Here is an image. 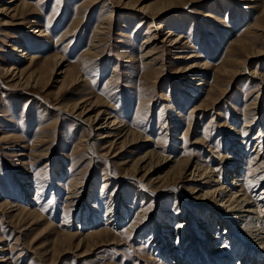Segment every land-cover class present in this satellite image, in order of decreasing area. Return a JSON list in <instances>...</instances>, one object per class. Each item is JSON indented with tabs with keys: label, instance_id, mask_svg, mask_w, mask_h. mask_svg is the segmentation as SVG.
<instances>
[{
	"label": "rangeland",
	"instance_id": "obj_1",
	"mask_svg": "<svg viewBox=\"0 0 264 264\" xmlns=\"http://www.w3.org/2000/svg\"><path fill=\"white\" fill-rule=\"evenodd\" d=\"M25 1L29 4V13L13 18L0 13V260L9 255V264H168L148 241L155 233L156 223L161 222L163 226L167 215L183 214L177 195L166 192L149 197V201L141 199L136 202L133 194L140 190L137 181H122L118 176L126 173L134 159L144 156L149 150H161L162 155L179 161L191 156L195 161L211 165L218 170V176L224 178L227 166L233 160L231 156L235 149L232 147L238 146L232 140L243 141L246 146L244 166L252 162L251 154L256 145L251 140L260 133L264 119L260 118L259 121L263 119L261 123L258 121L246 135L243 128L245 115L242 114L246 105L264 90L263 82L251 77L258 72L264 74V34L249 50V59L247 52L239 51L237 45L246 26L258 20L264 9V0L255 5L250 0H131L136 8L128 9L124 8L128 0ZM5 2L0 0V6ZM163 5L168 9L162 18L152 20L149 16L153 10ZM36 7L39 10L34 14ZM140 8H146L147 16L139 13ZM33 18L39 24L37 31L47 30L48 36L35 37ZM99 20L108 23L110 29L106 28L107 33L102 35L103 47L99 58L87 61L85 66L88 68L83 74L88 77L102 103L94 112L86 114L85 119L108 109V113L125 120L127 126L135 127L147 139V143L138 141V145L135 144L127 164L123 162L130 155L128 152H124L126 155L123 157L110 159L111 168L104 158L97 157L92 151L75 149V143L90 134L88 126L62 111L74 102H81L83 86H68L72 79V66L78 64V58L87 50ZM162 22L168 23V29L174 34L187 35L188 44L181 50L185 56L193 52L202 56L210 66L207 72L209 81L217 73L220 75V86L227 96L223 100L222 97L205 117L197 119L190 114L205 99V91L179 81L178 69L183 67V63L176 60L178 49H173L166 40L162 42L165 32L149 46L156 54L142 58L140 50L145 38L154 33ZM19 38L26 39V49L38 57L36 62L45 71L46 76L38 86L20 85L16 88L13 75L7 76L2 71L4 66L8 67L14 61L12 46ZM59 57L67 59L62 69L49 73L51 65L58 62ZM127 59L131 61L125 62ZM234 60L240 65H235ZM245 65L247 71L242 73ZM64 76L67 82L61 85ZM171 103L175 109L183 111L184 116L177 117L174 113V116L163 115ZM229 103L235 105L236 113L230 109ZM79 106L75 116L84 108V113L92 109L87 102ZM256 111L264 115V100ZM213 118L215 120L212 121ZM190 124V132L185 135L184 131ZM229 124L240 133L233 134L226 128ZM38 138L42 141L38 142ZM198 139L202 141L195 145ZM93 141L96 149L100 150L103 140L95 137ZM117 152H120L118 146L114 154ZM229 152L230 158L227 156ZM155 160L153 164H156ZM107 169L118 179H111L112 182L104 186L102 178ZM180 169H173V164L158 169L152 167L147 183L151 187L162 188L166 178L172 179ZM166 172L170 173L165 180L158 181L157 178ZM140 174L138 177L145 172ZM78 178L87 180L89 185L85 191L89 186L91 188L83 200V212H77L73 207L70 211L66 207V196L72 184L70 180ZM23 179L31 185L27 195L32 201L30 203L21 199ZM263 179L264 174H261L255 181L247 178L244 182L256 199L264 187ZM176 185L181 192L191 195L193 185L185 181ZM117 191L124 196L120 208L122 218L119 224L111 226L105 218L107 202ZM23 203L28 208L24 213L19 206ZM262 203L264 201L260 205ZM144 204L151 210L149 221L137 217L136 210ZM92 215L93 225L85 222ZM81 222L86 225L82 226ZM180 223L171 226L178 228ZM166 229L165 232L168 231ZM65 230L76 234V237L63 241ZM94 230L102 234L105 231L104 236L92 238L90 234ZM177 241L178 248H186L185 241ZM224 245L219 255L231 257L232 249Z\"/></svg>",
	"mask_w": 264,
	"mask_h": 264
},
{
	"label": "bare ground",
	"instance_id": "obj_2",
	"mask_svg": "<svg viewBox=\"0 0 264 264\" xmlns=\"http://www.w3.org/2000/svg\"><path fill=\"white\" fill-rule=\"evenodd\" d=\"M5 1H6L4 4L5 6L4 5L0 6V13L3 12L8 17L11 16L13 18L15 17V15L16 16L23 15L31 12V10H29L30 9L29 4L25 0H5ZM17 1L20 2L17 3ZM44 1L45 0H41L40 3ZM261 1L262 0H250V2H253L254 5L255 3L259 4ZM6 5L9 6L6 7ZM124 5H125L124 8L126 9L136 8L134 4H132L131 0H128ZM166 9H168L167 5L160 6V8L154 9L153 12L151 13L152 15L149 17L152 18V20L154 21L160 20L159 18L160 17L162 18V15L166 11ZM38 10L39 7H36V12L34 14H37ZM139 13H141L143 16L146 15L147 14L146 8H144V10L140 8ZM258 16L259 17L256 23L248 24L246 26L244 30V35L242 34L241 39L239 38L240 40L239 44L236 43L238 44L237 46L239 51L244 50L245 52H247L246 56L248 57V59L251 56L249 50L253 48L252 47L253 45L259 43V40H261L264 34V9H262L261 14ZM99 21L100 22L97 25L94 34L91 36L90 44L88 45L87 50H84L80 58H78L79 61L78 64L72 66L73 67L72 76H71L72 79L70 81V85L68 86L69 87L71 86V88L77 86L79 87L83 86V90L81 91L82 96L80 98L81 102H74L68 105L62 111L65 114L71 115V117L78 119L83 124L85 123L88 126L90 134L85 135L77 143H75V149H77V151L83 149L86 150L88 149L89 151H92V153L95 154L97 157L104 158L107 164H109V167L111 168L112 165L110 163L111 161L110 159L112 158L117 159L119 156L123 157L126 155L124 154V152L126 153L128 152L127 154L130 155L127 156V160H124L123 162L124 164H127L129 162V159H131L132 157L133 149L136 148L135 144H137L138 141H143V143H147V139L144 138V135L140 131H137L138 129L135 130V127L131 128L127 126L125 120L120 119L118 116H112L111 115L112 113H108L107 112L108 109L106 111H102V112L100 111L98 114H96V116L91 117V119L89 120L85 119L86 114H90L91 112H94V110H96V108L99 106V103L101 102L99 94H97L93 90L92 86L89 83L88 77L85 74H83L87 71L88 68V66H85L87 61L88 62L89 60L94 61L93 59L99 58L98 56L99 52H101L100 50L103 47L102 35L107 33L106 28L110 29L108 23L101 20ZM31 23H33L32 28L39 25L35 18L31 20ZM168 27H169L168 23L162 22L154 30V33H149L147 35L144 42L145 46L143 45L140 50V52H142V58L145 59L146 57L156 54V52L153 51V49H151L149 46L152 42L157 40L159 34L165 32L164 35L166 36L165 39L162 40V42L166 40L171 44L173 49L175 48L176 50L178 49V53H176L177 54L176 60L180 62L182 61L183 63L182 64L183 67L178 69L179 81H182L187 85L189 84L193 87H196V89L202 92L205 91V99L201 101V103H199V105L196 106L195 109L190 111V114H194L197 119H200L202 117H205L208 114L207 112L211 108H213L214 105L217 104V102H219L222 97H223L222 100L226 98L227 92L226 91L224 92L222 90V87L220 86L221 81L219 79L220 75L218 73L217 75L214 74L216 75V77L209 81L207 77V72L210 70V66L202 58V56L196 54L195 52L189 54L188 56L184 55L183 53L184 51L181 49H183V46L188 44L187 35L185 33L174 34L175 32L169 30ZM37 28L38 27L34 29L36 35L35 37L45 38L46 36H48V34L46 33L47 30L37 31ZM11 39L13 40L14 38ZM19 39L20 40H18V42H14L12 46L13 48L12 53L15 54L14 61L8 67L4 66L2 68V71L7 76L13 75L12 76L14 79L13 83L16 88L19 87L20 85H25L27 87H29L30 85H33L34 87L38 86L42 83L43 76H46L45 71H43V66L39 65L36 62L38 57L33 53H30L29 49H26L27 48L25 42L26 39L23 38H19ZM253 56L254 55H252V57ZM226 59L228 60V58ZM66 60L67 59H65L64 57H59V61L51 65V68L49 69V73L54 74L55 69H62L63 64L66 62ZM130 61L131 59H127L125 62L129 63ZM22 62L25 63L27 62V64L24 65ZM233 62H235V60ZM236 63L240 65L239 62H235V65H237ZM246 66L247 65H245V67L242 69L243 70L242 73H244V71H247ZM61 74L64 73H60V75ZM253 74H255V72ZM71 77L69 76L68 78ZM251 77L256 78V80H261L264 84V74L258 72L256 73V75H251ZM65 78L66 77L64 76L61 85L66 81ZM188 95L190 96V94ZM257 96L258 97H256V99H253L252 102L246 105L243 111L244 113L242 114L245 115L243 128L244 131L246 132L245 133L246 135L249 134L250 130L253 128L255 124L257 125L260 118L264 119V115L260 111L259 112L256 111L261 108V101L264 100V90L262 92L259 91ZM192 99L195 100L196 98H192ZM165 100L168 101V99ZM84 102H87L89 104V107H92V109L84 113L85 111L84 108L79 114L75 116V113L78 111V109H80L79 104H83ZM229 105H230V109L234 113H236L235 105L231 103H229ZM175 108L176 106H174L171 103V106L164 111L163 115H165V113L170 115L174 113L177 115V117L184 116L183 111L177 110ZM100 115H102L103 118ZM107 115H110L108 116L109 118L105 117ZM193 120L194 117L191 118V124ZM213 120L215 119L213 118L212 121ZM261 121L259 122L261 123ZM191 124L188 126V128L185 129L184 131L185 135L189 134L190 132L189 129L191 127ZM226 128L230 129L233 132V134L240 133V130H238L232 124H229L228 127ZM97 132H100V134H97ZM162 134L164 133L161 132V135ZM263 135H264V125L262 123V129H260V133L255 135L251 140V143H254L256 145V149L253 150V153L251 154L252 162L247 167L244 166L245 165L244 157L246 153L245 151L246 146H244L245 144H243V141H236V140L231 141L232 143H235L238 146L232 147L233 149H235L231 156L233 160L228 164L227 166L228 168L225 171L226 174H224L223 176L224 178L219 177L217 174L218 170L212 168L211 165L209 164L202 163L198 160L195 161L194 158H192L191 156L184 157L181 161L173 158L170 159L162 155L161 150H149L148 152L145 153L144 156L136 160L134 159L133 164L130 163L131 164L130 168L126 169V173L123 176L120 177L118 176V178L122 181L125 180L137 181L140 190H138L133 194L135 195L134 201L136 202L138 200L140 201L141 199H143L144 201L145 200L149 201V197L151 196L155 197V195L157 194L163 195V193L166 192H173L177 195V200L179 201L178 206L180 205V208L183 209L182 211L183 214L167 215V217L163 221V226L161 222L156 223L157 228H155V233L151 237L150 241H148L151 247L152 246L156 247L155 249L159 250L158 253L162 254V257L165 258L164 260H166V263L168 264H264V203L260 205V202L264 201V187L259 190L260 194H258L259 195L258 199H256L254 197L255 194L248 192V189H246L244 184L247 178H249L251 181H255L256 179H258L259 176H261V174H264ZM95 137L100 141L103 140L100 150H97L95 147V141H93ZM119 140L120 142H118ZM37 141L41 142L42 140L38 138ZM201 141L202 140L198 139L194 142V144L195 145L199 144ZM117 146L120 148V152L114 154ZM227 156H229L230 158V152L228 153ZM155 159H157V161ZM154 160L156 161V164H153ZM171 164H173V169L174 167H180L181 169L176 175H174L172 179L170 177V180H167L168 179L167 177L166 181H164L165 176H167L170 172H166L162 177L159 176L157 178L158 181L160 180V182L164 181L163 182L165 183L164 187L154 188L153 186L152 187L150 186V183H147L148 181L147 178L149 177L148 175L151 173L152 167L153 169L154 168L158 169V167L160 168L161 166L171 165ZM143 171L145 172V174L141 177H138V175ZM118 178L112 175V171H109V169H107V173L104 174L102 178L103 184L104 186H107L110 184V182H112L111 179L117 180ZM27 181H28L27 179H23L22 191L24 192V194L21 197V199H24L23 201L25 203L26 202L30 203L32 201L27 195L29 194L30 191L29 189L31 185ZM70 181L72 184L69 186L71 188L68 192V195L66 196L67 197L66 207H68L70 211H71V207H73V210L77 212H83L84 211L83 200L86 198L87 193L91 191V188L89 186L85 191L86 185H89L87 183V180L84 181L83 179L78 178L74 180L72 179ZM181 181H185L186 183H188V185H193V188L190 190V194H191L190 196L181 192L178 189L176 184L180 183ZM259 191L257 190V192ZM77 194H79V196ZM123 197H124L123 195L121 196V192L117 191L113 193L109 198L107 202L108 203L107 211H106L107 214L105 217L106 223L108 225L114 226V224L115 225L119 224V222L121 221L122 212L120 208L123 205L122 203L124 199ZM26 205L27 204L24 203L23 205L19 204L22 213H24L25 210L28 209ZM95 210H97V212L99 211L98 208H96ZM150 211L151 210L145 208V204H144L141 206L139 210H136L137 217H139V219L142 218L145 221H149V218L151 217ZM100 213L101 212L99 211L97 214ZM93 217L94 215H92L91 217L88 216V218L85 219V222L87 221L88 223H91V225H93L95 223L94 220H92ZM174 223H180L181 225L179 224V227L175 228L171 226V224ZM84 225H86V223L85 224L82 223V226ZM131 228H135V227L131 226ZM166 228H168L167 232H165L167 230ZM108 232L110 233V231H107V233ZM197 233L198 236L200 234L199 237L196 236ZM103 234L101 232H98L97 230H94V232L90 235L92 236V238H101L104 236ZM237 235L238 236L240 235V237H237ZM75 237L76 234L73 233L71 234L70 232L65 230L63 234V241L72 240ZM85 240H87V238H85ZM177 240H181L182 242L185 241L184 246L186 248L185 249L178 248L179 242ZM224 244H226L228 248L232 249L231 257L228 256L222 257L219 255L221 252V248L225 246ZM9 258H10L9 255L2 257L0 263L9 264L8 261Z\"/></svg>",
	"mask_w": 264,
	"mask_h": 264
}]
</instances>
